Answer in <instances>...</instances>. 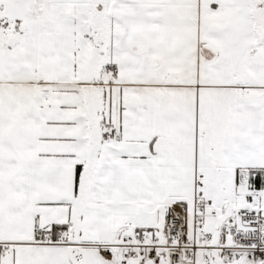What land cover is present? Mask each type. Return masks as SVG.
I'll return each mask as SVG.
<instances>
[{"label": "snow or ice", "instance_id": "1", "mask_svg": "<svg viewBox=\"0 0 264 264\" xmlns=\"http://www.w3.org/2000/svg\"><path fill=\"white\" fill-rule=\"evenodd\" d=\"M0 264H264V0H0Z\"/></svg>", "mask_w": 264, "mask_h": 264}]
</instances>
